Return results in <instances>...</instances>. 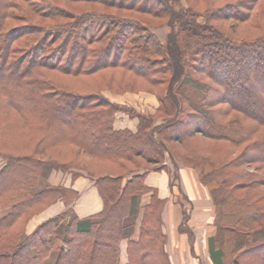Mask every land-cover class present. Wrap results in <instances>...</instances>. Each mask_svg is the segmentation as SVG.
I'll return each instance as SVG.
<instances>
[{"label":"trees","instance_id":"16d2710c","mask_svg":"<svg viewBox=\"0 0 264 264\" xmlns=\"http://www.w3.org/2000/svg\"><path fill=\"white\" fill-rule=\"evenodd\" d=\"M183 1L185 7L181 0H0V264H93L102 247L117 264L118 243L144 195L150 197L128 262L170 264L164 202L143 183L151 170L169 172L165 159L193 170L208 190L212 251L227 246L233 264H264V179L243 170L264 167V0ZM219 21L257 33L238 39ZM163 27L160 41L153 29ZM254 88L255 109L229 98ZM103 91L147 92L158 106L153 115L138 114ZM117 113L136 119V131L115 130ZM195 136L241 152L230 161L211 159ZM60 146L74 147L75 156L62 161L47 154ZM77 154L115 169L94 174ZM56 168L70 169L72 179L83 171L102 209L82 220L67 211L25 234L22 221L65 200L59 187L34 191L39 177Z\"/></svg>","mask_w":264,"mask_h":264},{"label":"crops","instance_id":"0c3cea01","mask_svg":"<svg viewBox=\"0 0 264 264\" xmlns=\"http://www.w3.org/2000/svg\"><path fill=\"white\" fill-rule=\"evenodd\" d=\"M105 97L112 103L132 109L138 114L153 115L158 106L154 95L142 91L112 93V96ZM114 125L117 127L115 130L128 129L135 132L137 120L124 113H117ZM164 164L167 165V162ZM143 183L153 189L158 199L164 202L161 231L165 237L164 252L170 264H233L231 256L228 255L229 247L218 248L219 254L212 251L211 240L216 231L213 204L208 190L199 183L193 170L177 165L176 180L166 169L151 170L144 176ZM64 188L75 193L72 200H58L33 217L26 226L27 234L32 233L43 222L67 211L79 220L101 211L102 201L87 177L71 179ZM149 197H141L139 216L133 221L131 231L118 243L117 264H129V241L138 238L142 208L149 201ZM184 217L186 221L183 220ZM47 264H52V260L49 259Z\"/></svg>","mask_w":264,"mask_h":264},{"label":"rangeland","instance_id":"374dc122","mask_svg":"<svg viewBox=\"0 0 264 264\" xmlns=\"http://www.w3.org/2000/svg\"><path fill=\"white\" fill-rule=\"evenodd\" d=\"M224 1L225 0H216L215 4L219 5V4H222ZM181 2H182L183 7H185L184 1L181 0ZM78 7L79 8H96L98 10L115 12V13L122 14L125 16L128 15V16H132V17H138L141 19L150 20V21L155 22L154 20H151L147 16H140V15H137V14H134L131 12H123L120 10H117V11L107 10V9H104L100 6H95L94 4H81ZM72 8L75 10V7H72ZM215 24L218 27L223 28L224 30H226L228 32H232L233 33L232 35L238 39L244 38V37L250 38L257 33L256 31H252L247 24L231 25L230 22H228V21H226V22L219 21ZM153 30H154V33L156 34V36L158 37V39L160 41L166 37L167 29L165 27L156 28ZM245 59H246V57H245ZM245 61H244V63H245ZM228 73H230V71H228ZM235 75L237 77L239 76L237 74H235ZM55 77L57 78V80H60L62 83L74 84L72 87H74L78 90L84 89L83 83L76 81L75 79H73L71 77L62 76L59 74H56ZM96 81H97V79H96ZM98 81H100L101 83L105 82L103 78L99 79ZM241 81H242V79H241ZM255 89H257V88H254L253 90L250 89V91L247 90L246 92L243 90L245 97L237 96V90H234L235 95L232 94L233 92H231V94L229 95V98L231 99L232 102H234L236 104H242L243 106H247L248 108L252 107L253 109H255L256 105L251 103L253 100V98L251 96H253ZM239 90L241 92V88ZM104 92L105 91H103V95L112 96L111 92H109V91H106L105 93ZM210 96H213V95H210ZM228 118L231 119L230 116ZM160 122H161V118H159L156 121V123H160ZM115 128H117V127L114 125V129ZM183 128H184L183 125H180V127H178L179 131L182 130ZM193 141L196 144L197 149L201 153H203L204 155L209 156L211 159H219V160L225 159L226 161H230V160L234 159L235 157H237L238 154L241 152V149H235V148H233V147H231L225 143L212 142L209 140H205V139L201 138L200 136H195V138H193ZM52 151L53 150L47 151V154L51 155L53 157L56 156V157H58V159H60L62 161H70L75 156L76 150L72 146H60V147H57L56 152L53 151L54 154L52 153ZM56 153L58 155H55ZM77 158L79 161H82L83 164L94 174H104L105 170H107V169H113V170L115 169V167L112 165L103 164L101 162L94 161L90 158L87 159L86 156H84V155L77 154ZM165 162H167V167L169 166V173L171 174V176H173V179L176 180L177 168L175 169L173 167V165L170 163V161H168V159H165ZM176 165H178V164L175 163V166ZM243 170L248 171L251 175H255V179H264V167L260 166V164H257V163L250 164V165L246 166L245 168H243ZM84 176H85V173L83 171H80V175L78 177H84ZM71 179H72V172L70 169L64 170V169L56 168V169H53L49 172H44L43 175L39 177V179H38V181L34 187V191L42 190L45 187H47V188L59 187V188L66 190L65 200H66V202H69L75 196V193H73L69 189L64 188V185H66ZM49 183H50V185H49ZM261 183H262L261 187H263V190H264V180L261 181ZM111 184L114 185V183H111ZM60 200H62V199H60ZM31 219H29V220L25 219L24 220L25 222L24 221L21 222V226L24 225L23 230L25 231V234H27L26 233V226ZM111 260H112V258L110 255V250L107 249V247H102V249L97 250V256H96L93 264H110Z\"/></svg>","mask_w":264,"mask_h":264}]
</instances>
